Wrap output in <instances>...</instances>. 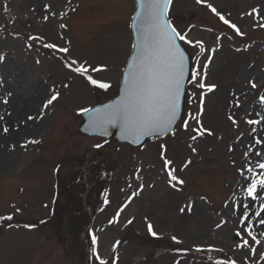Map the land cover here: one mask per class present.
<instances>
[{"label":"rangeland","instance_id":"1","mask_svg":"<svg viewBox=\"0 0 264 264\" xmlns=\"http://www.w3.org/2000/svg\"><path fill=\"white\" fill-rule=\"evenodd\" d=\"M135 9V0H0V133L7 138L42 117L40 129L0 159V217L22 222L0 229V264H86L52 206L57 197L68 203L66 187L92 149L114 176L90 231L97 243L82 236L91 264H100L97 254L105 264H264V189L248 195L264 178V0H173L171 18L193 41L183 40L199 75L175 130L139 148L79 133V113L118 94ZM15 34L68 52L41 53ZM81 65L86 75L73 70ZM87 75L110 84L109 93ZM170 169L183 184L170 182Z\"/></svg>","mask_w":264,"mask_h":264},{"label":"snow or ice","instance_id":"2","mask_svg":"<svg viewBox=\"0 0 264 264\" xmlns=\"http://www.w3.org/2000/svg\"><path fill=\"white\" fill-rule=\"evenodd\" d=\"M204 0H198V3H203ZM172 0H139L140 16L143 22V37L141 40L140 55L133 61V68L130 70V75L126 79L127 89L123 99L118 101L115 105H108L103 109H84V112L95 111L97 116L93 119V123H114L116 121H122L126 126V130L130 132H137L143 134L144 131L151 127H169L176 119L177 110L179 107V99L181 95L182 81L184 79V53L176 44L177 38L180 40H186V36L182 35L172 26L168 19V10ZM211 10L216 13L219 18L233 28L237 34L243 35L240 29L224 16L220 15L212 5H208ZM253 12H256L254 9ZM251 15V13H250ZM264 27V24L260 25ZM33 39H36L33 37ZM187 43L192 44L193 41L186 40ZM200 44L203 51V44L201 41H196ZM45 47L56 49L60 52L67 53L68 48H57L54 44H47ZM214 51V50H213ZM0 60H3V56H0ZM75 63V62H73ZM72 68V64L68 65ZM206 67V66H205ZM75 72L81 75L88 73V68L84 65L73 69ZM99 69H92V71H98ZM199 75V72L193 74V79ZM89 82L101 89L107 90L111 85L105 82H100L93 79L90 75H87ZM204 88L203 83L198 85ZM252 87L255 88L256 84L253 83ZM215 88V85L208 86V91ZM58 93L51 96L47 101V105H50L58 98ZM264 99V97H262ZM7 103V100H4ZM2 119V117H0ZM32 119V117H29ZM249 124H258V120H249ZM187 127V125H185ZM4 132L8 129L5 127ZM202 135L207 129H197ZM211 134V133H209ZM136 142V141H133ZM35 143V141H33ZM195 151V149H193ZM171 164V161H165L166 167ZM264 168V164L260 165ZM174 169L169 170L170 182L176 181L179 184H183V180L175 176ZM251 171V169H249ZM175 187V185H173ZM264 189V178L253 180L248 188V195L253 199L257 195V187ZM108 201L106 200L105 203ZM183 211V209H182ZM261 211H264V206L261 207ZM257 216L260 212L256 213ZM8 219L12 217H0V220ZM244 219L247 220L248 216L245 214ZM131 223V221H129ZM264 224V219L260 221ZM149 232L155 236L156 232L153 231V226L148 224ZM248 235L252 237L254 241L256 237L252 234L251 229L248 230ZM176 238L173 237V240ZM92 243H97V237L92 236ZM248 244L247 240H244L243 245ZM97 259L100 260V264H105V261L100 259L97 254ZM235 264V262H233Z\"/></svg>","mask_w":264,"mask_h":264},{"label":"water","instance_id":"3","mask_svg":"<svg viewBox=\"0 0 264 264\" xmlns=\"http://www.w3.org/2000/svg\"><path fill=\"white\" fill-rule=\"evenodd\" d=\"M170 8V6H169ZM169 13V10H168ZM140 16V6H139V0H137V11L135 13V16L133 18L132 22V34H133V41H134V48L131 55V58L123 72L122 82H121V89H120V95L115 98L113 101H110L104 105L98 106L93 108L95 109H103L108 105H115L118 101L124 98L126 94L127 84L126 79L130 75V70L133 68V61L140 55V47L141 40L143 37V22L141 19H138ZM169 19V16H168ZM176 44L179 46V48L183 51L185 61H184V79L182 81V88H181V95L179 99V107L176 114L175 121L166 128L162 127H151L144 131L143 134L137 133V132H130L126 130V126L122 121H116L114 123H93V119L97 116V113L95 111L92 112H84L81 114V116L84 118V123L80 127V133H82L84 136L88 137H105L109 139H116L119 142L122 143H130L134 147H140L142 144L149 138L158 137V136H164L166 134H169L172 132L178 123V121L183 117L184 110H185V100H186V87L188 84V81L191 76V56L189 52L183 47L180 40L177 38ZM136 141V142H133Z\"/></svg>","mask_w":264,"mask_h":264},{"label":"trees","instance_id":"4","mask_svg":"<svg viewBox=\"0 0 264 264\" xmlns=\"http://www.w3.org/2000/svg\"><path fill=\"white\" fill-rule=\"evenodd\" d=\"M34 45L37 48L44 50V48L40 44ZM91 162L93 164L89 175V182L91 188L90 193L87 197V204L92 207L94 214H96L101 204L103 195L107 189V186L109 185V181L113 173V168L108 166L106 161H100L98 155H95L92 158ZM82 174L83 171L81 170L77 173H73L72 186H67L66 191L64 192V197H69L70 199H68L67 204H63L59 203L60 199L58 198L55 203L54 215L57 219L60 214L61 216L58 218L61 220L58 223L66 224L67 228L75 232L78 246L81 249L82 260L85 261L86 255L83 251V242L81 240V234L89 224V216L86 208L82 204V195L85 192V184L82 181ZM60 204L62 208L60 207ZM16 224H20V221L17 218H12L11 220L3 219L0 220V229L4 228L5 226L11 227Z\"/></svg>","mask_w":264,"mask_h":264},{"label":"bare ground","instance_id":"5","mask_svg":"<svg viewBox=\"0 0 264 264\" xmlns=\"http://www.w3.org/2000/svg\"><path fill=\"white\" fill-rule=\"evenodd\" d=\"M41 125L42 117H39L37 122L32 121L30 126L26 127L23 131L21 130L20 132H11L7 138L3 137L4 135L0 133V146H2V148L0 147V159H2L4 156L6 157L8 153L16 147L22 134L36 132L40 129Z\"/></svg>","mask_w":264,"mask_h":264}]
</instances>
